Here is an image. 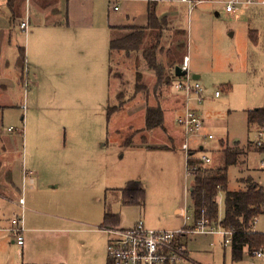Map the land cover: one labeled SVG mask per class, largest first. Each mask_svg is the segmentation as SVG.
Wrapping results in <instances>:
<instances>
[{"label":"rangeland","instance_id":"rangeland-1","mask_svg":"<svg viewBox=\"0 0 264 264\" xmlns=\"http://www.w3.org/2000/svg\"><path fill=\"white\" fill-rule=\"evenodd\" d=\"M224 1L198 2L193 15L182 12L180 24L176 18L168 19L156 57L166 72H172L171 67H181L189 52V74L200 76L206 89L201 113L207 132L215 138L206 144V154L214 158L222 144L233 145L235 140L248 154L244 164L240 161L228 171L229 189L237 191L242 180H264L258 169L262 156L251 143L260 128L249 130L247 123L248 111L264 108V7L245 5L237 14L228 15L225 5L218 3ZM13 8L0 0V11L10 14ZM11 35V31H0V137L8 149L5 162L28 206L36 202L33 207L38 210L57 211L69 219L60 226V235L50 233L43 248L57 252L65 264L66 260L103 264L109 236L101 230L106 207L120 215V227L140 220L150 228L182 226L175 209L191 208L193 177L187 173L180 133L174 125L180 104L172 86H156L155 75L140 53L113 52L110 61L109 42L76 50L73 72L37 73L28 64L27 49L26 63L22 61ZM137 75L147 92L137 94ZM216 90L219 97H215ZM109 106L116 107L111 118ZM158 106L164 111L165 129L148 131L145 109ZM26 171H33L35 185L26 178ZM133 183L145 189L144 205L123 203V190ZM52 184H58L57 188L49 189ZM19 195L12 197L18 201ZM48 200L60 206L50 208ZM10 209L9 217L18 211L15 206ZM219 210L224 216V193L219 195ZM188 215L189 227L192 212ZM208 238L200 247L194 246L193 257L202 264H264L246 252L241 261L234 262L222 235ZM211 242L213 247H209ZM187 258L183 264H200L189 254Z\"/></svg>","mask_w":264,"mask_h":264},{"label":"crops","instance_id":"crops-1","mask_svg":"<svg viewBox=\"0 0 264 264\" xmlns=\"http://www.w3.org/2000/svg\"><path fill=\"white\" fill-rule=\"evenodd\" d=\"M7 1L9 6H12L14 8L11 10L10 14H6L0 11V31H11V36L13 37V39H11V43L15 45V47H18L21 59L25 63V54L27 49L28 64L29 66L31 65L34 68L35 72H48L61 75L66 72H73L75 70L77 61L75 56L76 50L80 49L84 45H94L98 43L104 44L105 42H109L110 46V41L112 35L115 33V29L119 27H147L149 24V8L153 2H155L154 8L159 18H164L166 20L176 18L180 24L182 12L188 11L189 16L193 15L194 11L192 12V9L198 2H203L204 0H192L193 2L196 1V4L194 6L189 5L187 2H183L182 0H119V10H114L113 0ZM19 5L22 6L20 7ZM166 5L169 9L164 8V6ZM251 6L264 7L263 5ZM202 13L205 14L206 12L203 11ZM219 14L220 13L216 11V15L218 16ZM24 21H28V32H24L20 28L21 23ZM166 31H168V28L165 30V32ZM179 33L181 35L184 33L183 28ZM22 37L24 40L21 43L20 39ZM69 50H71L72 52L70 56L68 54ZM22 51H24V58L22 57ZM185 56H189V52H187ZM173 72L175 74V67ZM192 78L200 82V76L195 75L192 76ZM205 93L206 89L204 92V100ZM174 94L179 100L180 110L178 109V111L180 113L183 107V100L182 97L177 95L175 92ZM201 106H199L198 109L200 111V114L202 115ZM203 120L206 124L204 117ZM174 125L179 134L180 131L176 123ZM205 131L207 132L206 125ZM171 137H173L172 134ZM179 137L181 139L180 134ZM253 141L254 140H251V143L253 145V148H255ZM235 143L240 145L239 140H235L233 144ZM196 145L197 143L194 142L193 148H196ZM5 146L6 144L0 137V264H65L64 259L57 256V252L52 254V252L49 251L50 249H44L43 247L46 246L47 239H50V233L59 234V232L63 231L60 226L67 223V221L69 220L68 217H66L62 213H57V211L45 212L43 210H38L36 207H33L36 202H33L34 204L31 203L29 206L27 205V200L24 199V197H20V190L17 188L16 183H14L11 179L13 178V174L10 170V164L5 162L4 157L8 150L7 148H5ZM8 148H10L9 145ZM255 150L258 152V155L261 159V152H259L257 148H255ZM247 155L248 154L242 157V162L244 161L245 163L246 160H244L243 158ZM258 169L262 173V175H264V173L260 169V163ZM32 176L33 171H28L26 173V178L30 177V182L35 185L36 177H34V180H32ZM251 179L260 186L264 185V180L263 183H258L253 177ZM57 186L58 184H52L49 189L57 188ZM191 187L192 185H190V188ZM244 188L245 184L240 181L239 190ZM31 190L34 191V189ZM34 192L39 193L40 191ZM16 193L19 195V200L22 198L25 200V210H22V208L19 206V200L17 201L12 197ZM39 199L41 198L37 197L35 201L39 202ZM46 205L50 208L55 209L57 208V206H60L59 203H50L49 200ZM13 206H15L18 211L16 213H13V216L9 217V210L12 212V209H10V207L13 208ZM47 206L44 205V207L42 208L47 209ZM175 210L176 213L182 217V226L176 225L175 227H168V229H166V227L152 229L178 230L183 228V214H186V212L188 213L189 211L192 212V210L189 205H184L181 208L177 207ZM19 211L21 212L19 213ZM25 212H27L26 216ZM21 216H24L25 221L23 233L25 241L23 246H19L17 244V239L11 232L12 221L15 218ZM259 219L260 225L258 226V230L261 231L264 228V218L260 217ZM47 220H50L52 222H48ZM158 225H161V223H159ZM195 225L196 223L194 221V216L192 213V223L189 227L187 225V228L192 229L195 227ZM133 226L119 228L126 229ZM146 226L148 227L147 224ZM215 235L216 234H187L183 236L180 241L185 245L186 255L189 254V257L192 260L200 263L193 257V253L194 251H196V249H194V246L198 244L200 247L201 244H204V239L208 240V237H212ZM109 239L110 237L107 236L106 253ZM37 244L39 245V249L36 250ZM211 246H214L213 242L210 243L209 247ZM245 252L248 253V250L246 249ZM66 264H70V261L66 260ZM103 264H108L107 255L106 259L103 256Z\"/></svg>","mask_w":264,"mask_h":264},{"label":"trees","instance_id":"trees-1","mask_svg":"<svg viewBox=\"0 0 264 264\" xmlns=\"http://www.w3.org/2000/svg\"><path fill=\"white\" fill-rule=\"evenodd\" d=\"M154 3L149 8L147 27H119L115 29L109 46L110 61H112L113 52L124 53L126 56L140 53L147 69L155 75L156 86H172L176 78L174 72H166V66L158 63L156 57L163 33L167 29V20L159 18ZM123 31H126V34L121 35L120 33ZM180 46L182 45L179 44ZM22 57H25L24 51H22ZM168 65L170 66V64ZM174 67L175 64L171 68L174 69ZM111 72L112 68L110 67ZM135 87L137 94L148 89L145 84L140 86L139 75H137ZM115 112L116 107H108L109 118ZM247 123L249 130L252 126L261 128L264 125V108L248 111ZM155 128L165 129L164 111L159 106L147 107L145 129L151 131ZM197 153L201 152H191L187 160V168L193 177L189 195L195 223L204 221L212 228H222L233 232V242L230 247L233 261L242 260L246 249L249 256H252L254 251L260 250L264 246L263 235L254 231L255 219L264 216V190L252 179H247L241 181L245 184L244 189L232 191L229 189L228 178L229 168L239 164L240 161L241 164H244L242 157L247 152L237 143L222 144L220 150L216 152L218 154L209 165H205L199 158L201 155L197 156ZM221 193L225 195V214L222 217L219 210V195ZM123 198L124 204H145L146 192L140 183H133L123 190ZM119 223L120 215L113 214L106 207L102 228H119Z\"/></svg>","mask_w":264,"mask_h":264},{"label":"built area","instance_id":"built-area-1","mask_svg":"<svg viewBox=\"0 0 264 264\" xmlns=\"http://www.w3.org/2000/svg\"><path fill=\"white\" fill-rule=\"evenodd\" d=\"M114 1V10H119V0ZM189 5L194 6L196 2L192 0H182ZM225 5V12L229 15L237 14L241 6L263 5L264 0H227L221 2ZM28 21L21 23L20 28L28 32ZM190 58L185 56L181 68L187 71L184 77H176L172 84L174 92L182 97V111L176 118V125L181 136V150L184 151L186 161L190 153L200 151V160L209 165L212 158L206 154V144L215 138L212 134L205 131V122L199 111V106L204 102L205 88L200 82L194 80L189 74ZM220 96V91L216 90L215 97ZM9 128V131H12ZM253 141L254 146L261 151L262 159L260 169L264 173V125L256 131ZM196 142V148L193 143ZM187 173L190 175L187 168ZM264 190V185L261 186ZM19 206L25 210V200H19ZM184 216V226L178 230H161L152 229L146 226L143 220L138 221L131 228H101L102 231L109 235L110 239L107 245L108 264H183L188 261L185 245L180 239L187 234H220L224 238L225 246L233 242V232L222 228H212L204 221L199 222L194 228H187V221L190 216L186 212ZM264 217V216H263ZM24 216L17 217L12 221L11 232L17 239L19 246L24 245ZM260 219L254 221V231L263 235L264 228L260 231L258 226ZM252 258H259L264 261V246L260 250L252 253Z\"/></svg>","mask_w":264,"mask_h":264},{"label":"water","instance_id":"water-1","mask_svg":"<svg viewBox=\"0 0 264 264\" xmlns=\"http://www.w3.org/2000/svg\"><path fill=\"white\" fill-rule=\"evenodd\" d=\"M176 77H184L187 75V71L183 70L180 66L175 67Z\"/></svg>","mask_w":264,"mask_h":264}]
</instances>
